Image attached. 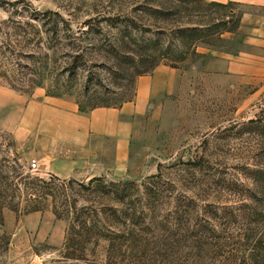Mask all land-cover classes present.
<instances>
[{"label":"rangeland","instance_id":"1","mask_svg":"<svg viewBox=\"0 0 264 264\" xmlns=\"http://www.w3.org/2000/svg\"><path fill=\"white\" fill-rule=\"evenodd\" d=\"M241 11L204 0H0V264H264V76L202 70L206 49H237ZM160 64L188 70L193 88L142 121L125 174L106 177L111 193L91 178L49 186L31 168L16 130L22 97L43 89L81 109L120 106ZM111 180L132 183L137 224L122 222L128 207ZM83 206L97 210L100 231L86 229ZM36 211L41 232L21 222ZM218 235L231 238L223 255Z\"/></svg>","mask_w":264,"mask_h":264},{"label":"crops","instance_id":"2","mask_svg":"<svg viewBox=\"0 0 264 264\" xmlns=\"http://www.w3.org/2000/svg\"><path fill=\"white\" fill-rule=\"evenodd\" d=\"M204 1L236 5L242 11L237 49H206L202 70L230 80L263 77L264 0ZM191 81L188 70L160 64L137 77L131 101L90 109H81L73 96L51 95L38 89L22 97L16 119L21 150L27 157L36 158L43 171L61 179L123 176L142 121L159 106L193 88ZM21 222L40 232L48 223L38 211L24 216ZM57 225L49 236L52 240L62 236L61 222Z\"/></svg>","mask_w":264,"mask_h":264},{"label":"trees","instance_id":"3","mask_svg":"<svg viewBox=\"0 0 264 264\" xmlns=\"http://www.w3.org/2000/svg\"><path fill=\"white\" fill-rule=\"evenodd\" d=\"M212 4H217V5H220V6H225L223 4H218V3H212ZM155 68V65H152L150 69H154ZM150 69H146L144 70L143 72H150ZM142 73L140 72L138 75H141ZM59 181V182H62L63 180L57 176H54V175H51V178H50V181L48 183L53 185L55 183V181ZM106 177L105 176H95V177H92L91 178V183L95 182L96 183V187H97V190L101 191V192H104V193H111L112 190L110 189H107L106 187V184H104V182H106ZM108 184L113 186V187H122V190H118L116 189L115 192L117 193V195H119V199L120 201H124L126 204H127V207L126 210L124 211V215H123V218L122 219V222L126 225V224H137V222L142 219L145 218V216L141 215V213L139 211H137V207H136V201L134 200V198L131 197V193H130V189H132V187L130 186V184H132L131 182H116V181H108ZM50 186V185H49ZM72 207H74V209H77V206L76 204H74ZM83 210H86L85 213L90 215L91 216V219L93 221V224L92 225H89L86 227V229H88L89 231H100L99 227V222H100V219H99V216H98V212L96 209H92L90 208L89 206L88 207H85L83 206L82 208ZM57 215V213H56ZM57 217H62L61 214H58ZM129 221V222H128ZM95 229V230H94ZM207 229V228H206ZM217 225L216 224H213L211 226V228H209V230H212V231H217ZM208 230V229H207ZM208 230V231H209ZM219 237V240H217L215 242V245H217V248H219V254L223 255L224 252H228V248L229 246H231V238L227 237V236H222V235H218ZM233 248L231 247V250ZM222 257V256H220Z\"/></svg>","mask_w":264,"mask_h":264},{"label":"built area","instance_id":"4","mask_svg":"<svg viewBox=\"0 0 264 264\" xmlns=\"http://www.w3.org/2000/svg\"><path fill=\"white\" fill-rule=\"evenodd\" d=\"M30 166L33 170H36V169H39L41 168L40 167V164H39V161L36 159V158H33L30 162Z\"/></svg>","mask_w":264,"mask_h":264}]
</instances>
